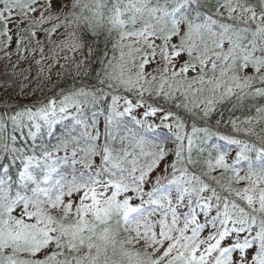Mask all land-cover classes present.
<instances>
[{"label":"snow or ice","instance_id":"obj_1","mask_svg":"<svg viewBox=\"0 0 264 264\" xmlns=\"http://www.w3.org/2000/svg\"><path fill=\"white\" fill-rule=\"evenodd\" d=\"M0 264H264V0H0Z\"/></svg>","mask_w":264,"mask_h":264}]
</instances>
